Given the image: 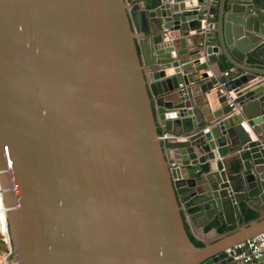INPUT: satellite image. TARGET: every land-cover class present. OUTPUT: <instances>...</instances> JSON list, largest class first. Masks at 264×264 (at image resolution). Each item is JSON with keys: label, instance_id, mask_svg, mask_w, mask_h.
I'll return each instance as SVG.
<instances>
[{"label": "water", "instance_id": "95a60500", "mask_svg": "<svg viewBox=\"0 0 264 264\" xmlns=\"http://www.w3.org/2000/svg\"><path fill=\"white\" fill-rule=\"evenodd\" d=\"M0 186L15 264H263L264 0H0Z\"/></svg>", "mask_w": 264, "mask_h": 264}, {"label": "built area", "instance_id": "2783aa9c", "mask_svg": "<svg viewBox=\"0 0 264 264\" xmlns=\"http://www.w3.org/2000/svg\"><path fill=\"white\" fill-rule=\"evenodd\" d=\"M228 72L236 73L237 71L234 67H231L224 73L227 74ZM161 138H169V135L163 133ZM0 189V264H15L12 258V245L6 214L7 208L3 202L1 186ZM225 252H232L234 261H254L264 253V231L232 248L226 249Z\"/></svg>", "mask_w": 264, "mask_h": 264}, {"label": "crops", "instance_id": "0c3cea01", "mask_svg": "<svg viewBox=\"0 0 264 264\" xmlns=\"http://www.w3.org/2000/svg\"><path fill=\"white\" fill-rule=\"evenodd\" d=\"M165 76L168 77L172 74V69H164ZM210 74V72H209ZM214 109V104H210V113ZM166 134H168L166 132ZM170 135V134H168ZM170 137V136H169ZM215 159L210 162L212 168L218 167L219 169L227 167L233 163L234 155L229 154L224 147L219 148V154L215 150ZM224 155V156H221ZM204 166H207L206 164L197 165L195 168H203ZM260 209V206L257 207ZM258 209L254 208H248L247 210L252 211L256 213L258 216L261 214H264V211L260 213ZM193 215V214H192ZM191 215V216H192ZM186 218V226L189 231V233L195 238V240L199 242L204 241H213L216 238V233H214V229H212L217 223L214 221H207L205 215L199 214L197 216H194L191 218L190 216L185 215ZM243 219V214L240 215V221ZM210 226V229H206V227ZM264 264V261H263Z\"/></svg>", "mask_w": 264, "mask_h": 264}, {"label": "trees", "instance_id": "16d2710c", "mask_svg": "<svg viewBox=\"0 0 264 264\" xmlns=\"http://www.w3.org/2000/svg\"><path fill=\"white\" fill-rule=\"evenodd\" d=\"M243 213H244L243 214V219L241 220L242 223H245V222H247L249 220H252V219H255V218L258 217V215L256 213H254L252 211H249V210H244ZM186 229H187V226H186ZM206 229H210V226L206 227ZM229 229H231V227H229ZM187 231H188V229H187ZM188 233H189V231H188ZM189 236H190L192 242L196 246H202V243L197 241V240H195V238L190 233H189Z\"/></svg>", "mask_w": 264, "mask_h": 264}, {"label": "bare ground", "instance_id": "6f19581e", "mask_svg": "<svg viewBox=\"0 0 264 264\" xmlns=\"http://www.w3.org/2000/svg\"><path fill=\"white\" fill-rule=\"evenodd\" d=\"M1 190V189H0Z\"/></svg>", "mask_w": 264, "mask_h": 264}]
</instances>
